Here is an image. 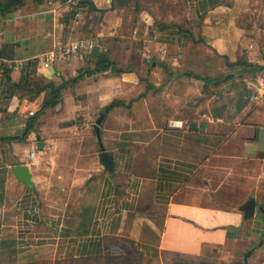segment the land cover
<instances>
[{
	"label": "crops",
	"instance_id": "obj_1",
	"mask_svg": "<svg viewBox=\"0 0 264 264\" xmlns=\"http://www.w3.org/2000/svg\"><path fill=\"white\" fill-rule=\"evenodd\" d=\"M70 1L24 0L1 17L0 52L25 66L9 74L0 66V254L53 264L128 251L146 256L147 247L162 261L203 260L232 247L250 264L264 251V102L250 99L251 84L264 74V0H217L213 7L191 0L197 33H150L154 43L149 38L130 51L138 57L134 72L82 77L98 54L118 58L96 44L44 66L81 33L77 20L66 21ZM90 1L100 25L111 29L109 20L120 15L109 10L110 0ZM190 35L208 47H190ZM186 48L203 50L204 61L180 63L175 54ZM152 56L157 65L142 83L138 70ZM240 56L262 67L256 81L237 64ZM31 71V81L62 88L58 104L43 109L51 96L22 86ZM101 114L103 147L95 131ZM103 152L114 161L112 172L101 163ZM17 166L29 169L32 184L17 177ZM252 199L255 213L247 217Z\"/></svg>",
	"mask_w": 264,
	"mask_h": 264
},
{
	"label": "rangeland",
	"instance_id": "obj_2",
	"mask_svg": "<svg viewBox=\"0 0 264 264\" xmlns=\"http://www.w3.org/2000/svg\"><path fill=\"white\" fill-rule=\"evenodd\" d=\"M72 1V0H71ZM71 16L72 18H66V21L69 22L72 20H77L78 24L75 26L76 31H80L81 33H76L75 41L83 40L87 38L84 34H87V37L93 38L96 41L97 47H110L111 54H114L117 59V63L121 68L124 69H134L135 66L131 63L134 61L136 64L138 57L135 55H131V49L140 48L147 46L146 40L151 39L154 43V39L158 33V25L163 26L165 23H178V25L183 26L186 30H192L193 32L198 31L199 25L197 23L191 22L190 17V1L189 0H167V2H171L170 6L164 0L156 1L154 5L147 4L143 0L139 3H135L134 6L145 7L148 11L138 12L135 7L127 8V10L117 11L118 15H120L119 20L111 18L109 23L112 25L111 29L105 31L104 27L100 25V22H104L103 19H99V16L93 14L91 8L84 7L83 10L76 9L71 5ZM153 2V0H148ZM133 0L131 1V4ZM193 4V3H191ZM169 7V8H168ZM171 7V8H170ZM164 10H163V9ZM117 15V14H116ZM147 15V17H146ZM112 17V16H111ZM155 20L160 23L157 24ZM120 21V23H118ZM102 22V23H103ZM3 21L0 20V31L4 30ZM164 27V26H163ZM150 30L154 31L153 38L150 36ZM75 31V30H74ZM102 34V35H100ZM80 38V39H79ZM150 41V40H149ZM66 45V43H64ZM151 44V43H150ZM203 44V43H202ZM152 47H155L154 44H151ZM157 47V46H156ZM190 47H208L206 44L199 45L194 43ZM128 51V53H127ZM177 51L175 56L179 57V62L184 63H194L197 60V57H202L203 59H199L198 61H204L205 53L203 50L192 49L188 50L187 48L184 50ZM147 60V58H146ZM156 56H152L150 58V62L144 68H140L139 78L142 83H146L151 78V68L156 67L157 65ZM219 62L223 63V60H220L215 57L214 64L219 66ZM155 63V64H154ZM189 68V66L187 65ZM190 69V68H189ZM203 69V68H202ZM207 72L202 70L199 71L201 76H205ZM220 75V74H219ZM156 94V93H154ZM83 118H81V122L76 127L77 130L81 131L83 125ZM51 210V212H60V210L56 211L55 209H46ZM63 210V209H62ZM67 211H72L73 213H77L78 209H66ZM230 249H226V247L222 248L218 253H208L206 258L203 260H187L179 257H172L169 259H158L156 255H152L153 251L148 250L147 247H144L145 250L149 252V255L146 256L137 253L136 251H128L127 255L120 256H103L100 254L82 256L78 259L68 257L61 261H55L53 264H241V260H243V255H241V250L237 251L232 247ZM147 252V253H148ZM21 257L22 255H17L13 253H3L0 254V264H26ZM14 258V259H13ZM28 264H50L49 262H37V263H28ZM250 264H264V251L253 256V260Z\"/></svg>",
	"mask_w": 264,
	"mask_h": 264
},
{
	"label": "trees",
	"instance_id": "obj_3",
	"mask_svg": "<svg viewBox=\"0 0 264 264\" xmlns=\"http://www.w3.org/2000/svg\"><path fill=\"white\" fill-rule=\"evenodd\" d=\"M23 1L24 0H0V16L3 17V18L10 16L11 13H12V10L14 9V7H17L20 4H22ZM131 1L132 0H110V3L108 4L109 5V10H117V11L127 10V8L135 7L134 6L135 3H139L140 1H143V0H133L132 4H131ZM156 1H158V0H153V2L147 0V1H144V2L147 3V4L154 5L155 3H157ZM165 1L167 2V0H164V3H165ZM189 1H190L189 2L190 5L193 6V4H191V0H189ZM167 4L170 6V4H172V3L171 2H167ZM208 4L213 7V6H216L218 4V1L217 0H211L210 3L203 2L202 6L207 7ZM71 5L74 6L76 9H79V10H83L84 7L91 8L90 11H92V12H94L95 10L96 11L98 10L95 7V5L92 4V2L90 0H72L71 1ZM135 8L137 10V13L138 12L140 13V12L145 11V10L148 11L147 8L140 7V5L136 6ZM99 12L104 13L105 11L104 10H99ZM68 18L69 19L71 18L70 15L68 16ZM155 22H157V21L155 20ZM157 24H160V23L157 22ZM163 26H160V25L157 26L159 35H171L174 32V28H177L178 32H186V33L191 34L190 30L184 29L183 26L178 25V23H174V22L165 23V24H163ZM150 32L152 34L154 33V31H151V30H150ZM190 36H191V40L194 41V43H197L195 41V37L192 36V35H190ZM3 47H12V46L7 45V46H3ZM2 51H4V48H3ZM0 56L1 57L4 56L2 54V52H0ZM4 57L6 59H13L12 57H8V56H4ZM242 62H243V65L245 67H247L248 69H252V71L250 72V74H252V75H250V76H251L252 79H255V81H256L257 80V74H254V73L262 72V67L258 66V65L251 64L248 61H246L245 58H241V56H240L238 58L237 64L241 65ZM32 66H34V67L37 66V63L34 62L32 64ZM3 70L7 74L10 73V69H8L7 67L4 68ZM109 70L111 71V74L115 75V76H120V75H122L123 73H126V72H134V69H131V68L130 69L121 68L119 66V64L117 62H114L113 60H111V58L106 53H100V54H98V61L96 63V67L94 69H92V70L91 69L82 70L79 75H80V77H82V76H84L86 74L97 73V72H107ZM34 73H35L34 71H31V73L27 75V77L23 81L22 86L24 88H27V89L32 88L33 91L36 92L37 94H41L42 92H45V93L49 94V96H51V98H49V99L45 98V101H44V104H43V109L46 108V107L48 108L50 106H54V105L58 104L59 101L61 100L60 98H61L62 88H57L54 85V83L46 82L45 80H43V79H41L40 77H37V76L34 77L33 81H31V76ZM229 77L232 78L231 76H229ZM262 77H264V74H263ZM225 78H227V76ZM204 79H206L207 82H211L209 80V78H204ZM146 83H149V82H146ZM147 87H150V84H148ZM27 134H28V131L25 133V136ZM24 138L25 137L20 138V139L22 140Z\"/></svg>",
	"mask_w": 264,
	"mask_h": 264
},
{
	"label": "built area",
	"instance_id": "obj_4",
	"mask_svg": "<svg viewBox=\"0 0 264 264\" xmlns=\"http://www.w3.org/2000/svg\"><path fill=\"white\" fill-rule=\"evenodd\" d=\"M0 20L1 16H0ZM96 41L93 38H90L88 40H78L66 45H59L57 49L47 55V60L50 62H45L44 66L46 68H49L51 65V62L54 61V58L57 54H79L81 52H84L86 50H92L95 48ZM0 66H5L8 69H14V68H22L25 66V61L22 60H16V59H1L0 58ZM251 91L252 95L250 99L252 101H258V102H264V77H262L258 82L251 84ZM31 115L34 113L31 112ZM34 157V155H32Z\"/></svg>",
	"mask_w": 264,
	"mask_h": 264
},
{
	"label": "water",
	"instance_id": "obj_5",
	"mask_svg": "<svg viewBox=\"0 0 264 264\" xmlns=\"http://www.w3.org/2000/svg\"><path fill=\"white\" fill-rule=\"evenodd\" d=\"M103 119H104V114H101L95 124V131L97 134V138L102 147H103V144H102L100 123ZM101 163L105 167V169H107L108 171L112 172L114 170V161L112 160L111 155L108 152L101 153ZM13 172L25 184H32L31 175H30L29 169L26 166H17L13 168ZM255 208H256V202L255 200L252 199L248 203H246V205L243 208V211L246 213L247 217H252L253 214L255 213Z\"/></svg>",
	"mask_w": 264,
	"mask_h": 264
}]
</instances>
